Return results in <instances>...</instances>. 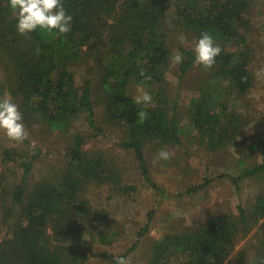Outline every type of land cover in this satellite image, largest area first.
Masks as SVG:
<instances>
[{"label":"rangeland","instance_id":"374dc122","mask_svg":"<svg viewBox=\"0 0 264 264\" xmlns=\"http://www.w3.org/2000/svg\"><path fill=\"white\" fill-rule=\"evenodd\" d=\"M162 1L166 4L162 32L170 48V67L162 87L142 86L152 96L148 106H155L156 98H160L170 116L177 113L183 128L180 142L145 141L143 152L151 181L145 180L134 151L120 145L128 139L127 129L111 122L108 115L110 100L102 84L107 64V42L103 39L99 44L101 50H91L87 59L70 64L77 90L86 82L91 83L96 129L89 126L83 113L72 117L68 130L59 132L35 116L29 118L22 113L28 132L26 140L11 141L0 130V223L4 240L13 237L23 218V205L35 188L59 182L68 167V151L73 140L82 135L84 152L108 159L114 175L85 184L78 195L85 211L70 213L51 232L52 248L66 264H110L111 260L101 257L104 253L127 254L131 264H148L157 247L167 239L196 233L212 218H226L238 226L235 247L223 264H248L264 259L260 223L246 231L240 215L241 208L253 211L258 198L264 196V169H257L264 165V72L261 71L264 69V0H248L244 13L243 33L253 83L243 94L230 90L225 82L213 80L214 66L206 69L195 63L182 76L180 67L186 59L182 50L194 53L193 42L200 37L178 19L174 0ZM105 19L106 16L97 19L96 24L102 30ZM214 42L223 47L220 42ZM176 52L183 57L179 64L173 63ZM5 70L0 63V85L9 82ZM137 86L133 84L128 89L132 97L137 94ZM5 94L9 96L8 92ZM203 96L210 102L211 113L222 117V129L210 137L201 136L192 125L190 102ZM219 142L224 144L215 148L214 143ZM161 149L172 156L154 163ZM7 153L11 160L7 159ZM30 160L33 164L25 180L23 165ZM22 184L25 185L23 205L13 197ZM141 232L144 233L140 237ZM83 254L90 258L82 263L76 256ZM171 264L187 263L177 255Z\"/></svg>","mask_w":264,"mask_h":264},{"label":"trees","instance_id":"16d2710c","mask_svg":"<svg viewBox=\"0 0 264 264\" xmlns=\"http://www.w3.org/2000/svg\"><path fill=\"white\" fill-rule=\"evenodd\" d=\"M174 2L178 19L187 29L197 32L199 37L201 32L207 31L214 41L223 44L216 57L212 79L220 84L227 83V88L240 94L249 90L253 80L243 33L248 0ZM62 3L73 17L69 33L50 36L37 29L25 37L17 32V20L9 0H0V63L4 64L9 80L0 85V97L8 92L11 100L18 103L21 113L29 118L35 116L53 131L68 130L69 121L80 113L84 114L89 126L96 129L91 83L86 82L77 90L70 64L87 59L91 50H101L99 44L106 39L107 64L102 84L110 100L108 115L111 122L127 129L128 139L120 145L134 151L144 179L151 181L143 152L145 141L178 144L183 128L177 113L170 116L160 98H156L155 106L145 108L134 102L128 89L133 84L157 85L158 88L165 84L171 55L162 32L166 4L162 0H62ZM101 16H106L104 30L96 24ZM182 53L186 56L180 67L184 76L193 68L195 54L187 50ZM141 72L151 79L145 80ZM209 104L204 96L190 102L192 125L203 137H210L222 129V117L211 113ZM142 109L148 113V118L141 124L137 121ZM84 142L82 135L75 136L68 151V167L58 183L38 185L25 204V185L16 188L13 197L16 203L24 204V214L10 240L1 237L0 223V264H66L61 254L52 248L51 232L60 227L70 213L85 211L84 203L78 202L85 184L114 175L108 159L84 152ZM214 144L217 148L224 143ZM5 155L12 159L9 153ZM32 164V160L24 162L25 180ZM257 169L263 170L264 165ZM240 215L246 231L260 223L264 238V196L258 198L253 211L241 208ZM237 233L236 222L212 218L196 233L167 239L157 247L148 264H171L177 255L187 264H223L235 247ZM120 256L126 258L127 254L104 253L101 257L115 264V258ZM76 257L82 263L90 258L87 254ZM261 260L264 259L254 262L260 264Z\"/></svg>","mask_w":264,"mask_h":264},{"label":"clouds","instance_id":"9594fccd","mask_svg":"<svg viewBox=\"0 0 264 264\" xmlns=\"http://www.w3.org/2000/svg\"><path fill=\"white\" fill-rule=\"evenodd\" d=\"M9 7L17 20V32L22 36L27 37L37 29L50 36L66 35L71 31L73 17L67 13L62 0H9ZM193 51L195 63L210 69L215 65L216 57L220 55L222 49L215 44L213 37L207 31H203L200 38L193 42ZM172 59L174 64H179L183 57L176 52ZM261 71L264 72V69ZM140 75L144 76L145 80L151 79L143 72ZM133 99L137 105H144L145 108L152 103L151 94L145 91L142 85L137 86V94ZM147 118L148 113L145 110L138 112V123H144ZM0 130L11 141L20 143L28 138L19 106L7 94L0 97ZM171 156L172 153L161 149L154 163L157 160H169ZM115 264H131V261L120 256L115 258ZM248 264L255 262L248 261ZM260 264H264V260H261Z\"/></svg>","mask_w":264,"mask_h":264}]
</instances>
